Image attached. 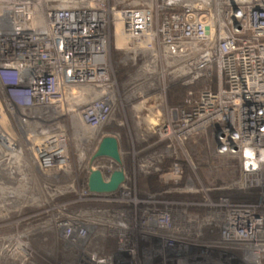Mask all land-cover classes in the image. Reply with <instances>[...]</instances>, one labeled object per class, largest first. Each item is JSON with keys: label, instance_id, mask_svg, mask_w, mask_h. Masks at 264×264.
<instances>
[{"label": "built area", "instance_id": "2783aa9c", "mask_svg": "<svg viewBox=\"0 0 264 264\" xmlns=\"http://www.w3.org/2000/svg\"><path fill=\"white\" fill-rule=\"evenodd\" d=\"M189 15L194 21H188ZM202 15L207 23L200 21ZM119 28L125 47L136 59L145 56L144 66L163 78L165 96L166 78L187 91L182 105L163 106L160 127L166 139L184 143L211 131L215 156L239 165V178L229 188L201 190L204 205L220 209L203 223L218 230L214 245L243 248L248 259H261L264 0H0V172L11 174V167H22L28 151L44 174L70 173L73 164L62 117H75L95 133L114 122L118 84L110 50L112 41L117 48ZM104 138L93 152L88 148L91 138H83L77 151L80 161H88V178L100 170L109 181L119 170L113 159L90 163ZM172 170L175 178L183 175L179 159ZM194 185L189 183L187 192L197 193ZM227 189L256 191L262 200L258 205L228 197L210 200V192ZM86 193L95 202L125 204L132 186L126 174V183L116 193H91L88 180ZM140 215L138 226L126 210L82 211L57 223L68 246L81 257L78 264H132L139 252L132 247L136 232L161 249L174 250L202 237L189 226L199 218L186 224L185 213L173 216L168 210L148 209ZM94 230L115 237L117 253L94 249Z\"/></svg>", "mask_w": 264, "mask_h": 264}, {"label": "rangeland", "instance_id": "374dc122", "mask_svg": "<svg viewBox=\"0 0 264 264\" xmlns=\"http://www.w3.org/2000/svg\"><path fill=\"white\" fill-rule=\"evenodd\" d=\"M135 59L134 52L126 47L117 49L112 41L110 64L118 84L114 122L98 130L88 144L93 152L102 137L112 136L120 141L124 170L132 186L131 199L125 204L110 205L95 202L87 196L88 161L84 163L78 159L80 142L77 135H88L90 131L79 119L64 115L60 121L69 140L73 164L70 173L44 174L29 158L31 153L28 151L22 167L15 173L0 172V264H78L81 257L68 246L58 228L60 218L82 211L113 214L126 210L133 224L139 222L141 212L148 209L168 210L173 216L185 213L186 224L199 218L198 224L189 226L196 232L201 231L202 237H194L187 245L174 250L161 249L147 236L136 232L132 234V247H139V252L135 259L132 258V264H252L251 261L264 264V256L254 262L225 244L214 245L215 239L219 238L218 230L203 223L220 209L205 206V195L201 190L229 188L239 178V165L235 160L215 156L211 131L195 134L184 143H170L166 139L165 130L160 127L163 106L166 103L174 106L172 88L180 84L166 78L165 96L163 78L144 66L147 58L141 55ZM92 152L87 158L92 157ZM177 158L183 163V185L177 187L172 182L173 186L168 187L164 181L166 178L158 171L169 172ZM145 164L153 165L152 169L144 168ZM191 182L197 193L187 192L190 187L186 186ZM69 186L71 189H67ZM208 196L212 202L228 197L232 202L258 205L262 200L256 191L245 194L215 190ZM101 232L105 233L94 230L93 248H101L109 254L117 253L118 240L103 237Z\"/></svg>", "mask_w": 264, "mask_h": 264}, {"label": "water", "instance_id": "95a60500", "mask_svg": "<svg viewBox=\"0 0 264 264\" xmlns=\"http://www.w3.org/2000/svg\"><path fill=\"white\" fill-rule=\"evenodd\" d=\"M188 21H194V16L189 15ZM200 21L208 22V17L202 15ZM99 158H110L116 161L120 166L123 165L120 149V141L112 136L105 137L93 160ZM126 183V175L123 170L115 171L110 180L106 181L103 173L100 170H93L88 178V188L91 193L95 194H113L116 193L120 187Z\"/></svg>", "mask_w": 264, "mask_h": 264}, {"label": "flooded vegetation", "instance_id": "af4514ba", "mask_svg": "<svg viewBox=\"0 0 264 264\" xmlns=\"http://www.w3.org/2000/svg\"><path fill=\"white\" fill-rule=\"evenodd\" d=\"M120 149H121V146H120ZM121 157H122V161H123V165L122 166H120L116 161V163L119 165V170H123L124 171V173H125V175H126V172H125V170H124V159H123V154H122V152H121ZM177 159H179V158H177ZM95 160H93V158L91 159V163L92 162H94ZM179 163L181 164V165H183V163H182V161H181V159L179 160ZM148 167H149V165H146V168L148 169ZM116 171H118V170H116ZM182 171H183V175L180 177V178H175L174 177V175H173V170H172V168L170 169V171L168 172H166V171H163V169H160L159 171H158V174L160 173L161 175H162V177H165L166 179H164V181H166V185L168 186V185H171V186H173V184L175 183V185H177V187H178V185H183V179H184V169H183V166H182ZM115 172V171H114ZM113 172V173H114ZM112 173V174H113ZM150 173V172H149ZM149 173H147V174H149ZM112 174H111V176H112ZM170 177V178H169ZM111 178V177H110ZM172 182H174V183H172ZM169 187V186H168ZM187 187V186H186ZM230 249L231 250H234L235 252L236 251H241V252H243L244 250H243V248H237L236 246L234 247V246H231L230 247ZM251 260H253V259H251ZM250 260V261H251ZM249 262V261H248ZM254 262H255V260H254ZM250 263V262H249ZM251 263L252 264H254L252 261H251Z\"/></svg>", "mask_w": 264, "mask_h": 264}, {"label": "bare ground", "instance_id": "6f19581e", "mask_svg": "<svg viewBox=\"0 0 264 264\" xmlns=\"http://www.w3.org/2000/svg\"><path fill=\"white\" fill-rule=\"evenodd\" d=\"M116 45H117V49H123V48H125V37H124V35L122 34V32H121V30H120V28L118 29V31H117V35H116ZM76 134H78V132L76 133ZM93 135H95V132L94 131H91V132H89V134L87 135H81V136H78L77 135V137H79V140H81L80 142L81 143H84V141H83V138H91V137H93ZM91 163V162H90ZM93 163V162H92ZM91 163V164H92ZM13 165V164H12ZM16 170V168H14V167H11V173H13L14 171ZM70 187V186H69ZM69 187H67V189H71V187L69 188ZM19 247V246H18ZM250 258V257H249ZM251 259H253V260H255V262H256V260L258 259V258H256V257H251L250 259H248V260H251Z\"/></svg>", "mask_w": 264, "mask_h": 264}, {"label": "trees", "instance_id": "16d2710c", "mask_svg": "<svg viewBox=\"0 0 264 264\" xmlns=\"http://www.w3.org/2000/svg\"><path fill=\"white\" fill-rule=\"evenodd\" d=\"M172 89H174V92H173V102H174V104H172V105H176V106H179V105H182L183 104V102H184V99H185V97H186V89H184L182 86H180V85H176V86H173V88ZM181 92H180V91ZM176 103V104H175Z\"/></svg>", "mask_w": 264, "mask_h": 264}]
</instances>
